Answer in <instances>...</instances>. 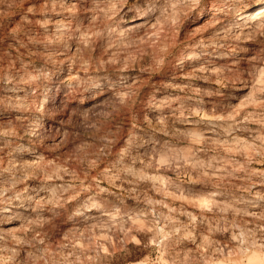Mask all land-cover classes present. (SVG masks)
I'll return each instance as SVG.
<instances>
[{"label":"clouds","instance_id":"clouds-1","mask_svg":"<svg viewBox=\"0 0 264 264\" xmlns=\"http://www.w3.org/2000/svg\"><path fill=\"white\" fill-rule=\"evenodd\" d=\"M0 264H264V0H0Z\"/></svg>","mask_w":264,"mask_h":264}]
</instances>
